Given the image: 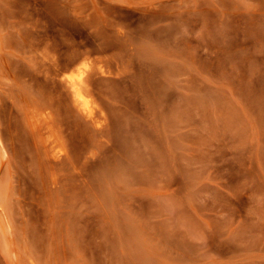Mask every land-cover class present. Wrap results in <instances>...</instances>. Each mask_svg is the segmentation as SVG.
I'll return each instance as SVG.
<instances>
[{
	"label": "rangeland",
	"instance_id": "obj_1",
	"mask_svg": "<svg viewBox=\"0 0 264 264\" xmlns=\"http://www.w3.org/2000/svg\"><path fill=\"white\" fill-rule=\"evenodd\" d=\"M0 264H264V0H0Z\"/></svg>",
	"mask_w": 264,
	"mask_h": 264
},
{
	"label": "bare ground",
	"instance_id": "obj_2",
	"mask_svg": "<svg viewBox=\"0 0 264 264\" xmlns=\"http://www.w3.org/2000/svg\"><path fill=\"white\" fill-rule=\"evenodd\" d=\"M84 68L85 69H82V68H79L77 71H75V72H72V73H70V74H68V75H62L61 76V79H60V83H61V86H63V87H61V91H63L62 89H65V92H64V94L66 93L68 96V98L71 100V102H72V106H75L76 107V109L75 110H77V111H81V113L83 112V113H85L86 114V116H85V114L83 115L84 117H86L85 119H87V116H88V118H89V120L88 121H90V120H93V119H95V120H97V116H95L94 117V114H95V112H93L92 111V109H91V107H89L90 105V102H91V97H92V94H93V97H94V95H96V93L98 92H96L95 94L94 93H92V92H95V91H92V90H94V89H92V82H91V76H92V72H93V70H94V66H93V64H91V63H89V62H87V63H84ZM59 74V73H58ZM57 74V75H58ZM55 75V74H54ZM59 76V75H58ZM93 77V76H92ZM54 80V81H53ZM53 80L52 81H50V82H54V84H55V79L53 78ZM92 80H95V79H92ZM95 82V81H94ZM93 82V83H94ZM96 83H94L93 85H95ZM53 87V86H52ZM55 87V86H54ZM53 87V88H54ZM51 88V87H50ZM95 88V87H94ZM57 88H55V93H56V90ZM60 90V89H59ZM57 91V92H59V95H60V97L62 96V94H61V92L60 91ZM96 90V89H95ZM50 91H53V89H50V90H48V92H50ZM92 91V92H91ZM92 93V94H91ZM49 94V93H48ZM50 94H53V92L52 93H50ZM65 94V95H66ZM56 95H58V93L56 94ZM58 95V96H59ZM65 95H63L62 96V98H64V96ZM46 96V95H45ZM53 96V95H52ZM50 97H51V95H50ZM59 97V98H60ZM66 97V96H65ZM92 97V98H93ZM47 98H48V100H49V96H47ZM56 98H57V96H56ZM51 99V98H50ZM54 99V98H53ZM94 99V98H93ZM47 100V99H46ZM45 100V101H46ZM55 100V99H54ZM58 100H60V99H58ZM57 99H56V101H58ZM63 100V99H62ZM61 100V101H62ZM65 100L67 101H64V102H66V103H62V104H67L68 103V100L65 98ZM44 101V100H43ZM44 101V102H45ZM53 101V100H52ZM42 102V101H41ZM41 102H39V103H41ZM43 102V104H42V107L44 106V104L46 103L47 104V102H45L44 103ZM50 102V101H49ZM70 102V101H69ZM70 102V103H71ZM94 101L92 100V102L91 103H93ZM52 103V102H51ZM59 104H60V102H58ZM49 104V103H48ZM48 104H47V106H48ZM54 104V103H53ZM61 104V105H62ZM55 105H56V103H55ZM55 105H52V107H53V109L54 108H56V106ZM58 105V104H57ZM60 105V106H61ZM68 106H70L71 108H72V106L68 103L67 104ZM66 105V106H67ZM91 105H93V104H91ZM36 107H38V110H39V108H42V107H39V104L37 103V105H35ZM40 106H41V104H40ZM66 106H64L65 108H66ZM36 107H34L35 108V113L36 114H33L32 115V113H30L29 115H30V119H29V123H30V127H31V131H35V132H32V133H35V134H37V135H34V136H36V137H38V135H39V138L41 139L40 141H42V142H40L39 141V143H42V145L44 146L45 145V149L46 150H44L46 153H49L53 158H59L63 153H64V147H63V145H61V143L64 141L63 139V137L62 136H60V131L59 130H61L62 131V129L61 128H63V126H65L64 124H62V125H60V127L61 128H59L58 127V129L59 130H57V126H55V119H52L51 117H50V114H48V118H44V117H42V111H37V108ZM45 107V106H44ZM59 107V106H58ZM57 107V108H58ZM44 108H42V110H43ZM47 109H48V107H47ZM49 109H51V108H49ZM49 109L47 110V112L49 111ZM61 109V108H60ZM67 109H69L68 107H67ZM91 109V110H90ZM94 109V108H93ZM34 110V109H33ZM52 110V109H51ZM55 110V109H54ZM58 110H59V108H58ZM97 110V109H96ZM44 111H45V109H44ZM56 111V110H55ZM66 111V113H67V110L66 109H64V112ZM98 111V110H97ZM96 111V112H97ZM31 112H32V110H31ZM37 112H39V113H41V114H39V113H37ZM46 112V111H45ZM45 112H44V115H47V114H45ZM61 112V111H60ZM63 112V111H62ZM61 112V113H62ZM64 112L62 113V114H64ZM54 112H52V114H53ZM65 113V114H66ZM94 113V114H93ZM101 113V112H100ZM99 113V114H100ZM56 114H58V111H57V113ZM98 113H96L95 115H97ZM60 115V114H59ZM58 115V116H59ZM81 115V116H82ZM65 117H66V115H64ZM82 116V117H83ZM54 117V116H53ZM99 117V116H98ZM102 117H103V115H102ZM56 119H58L57 117H55ZM104 118V117H103ZM61 119V118H60ZM84 119V118H83ZM56 121H58V120H56ZM60 121V123H61V120H59ZM64 121H65V118H64ZM91 122V121H90ZM95 122V124H93V125H100L101 123H102V119H100V121H93V123ZM59 123V122H58ZM57 123V124H58ZM64 123V122H63ZM92 124V123H91ZM56 127V128H55ZM64 130V129H63ZM65 130H67V128L65 129ZM64 130V131H65ZM64 131H62V132H64ZM61 132V133H62ZM65 133H67V131L65 132ZM65 133H63L64 135H65ZM62 134V135H63ZM66 135H68V134H66ZM63 139H62V138ZM37 140H39L38 138L37 139H35V143L37 144L38 143V141ZM38 143V144H39ZM35 144V145H36ZM39 146V145H38ZM37 146V148H39V147H41V145L38 147ZM42 148V147H41ZM44 149V148H43Z\"/></svg>",
	"mask_w": 264,
	"mask_h": 264
}]
</instances>
